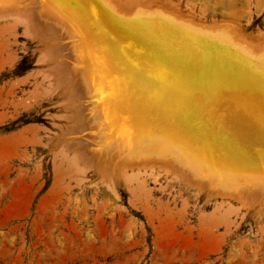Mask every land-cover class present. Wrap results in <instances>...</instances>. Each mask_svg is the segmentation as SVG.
<instances>
[{
	"label": "rangeland",
	"instance_id": "obj_1",
	"mask_svg": "<svg viewBox=\"0 0 264 264\" xmlns=\"http://www.w3.org/2000/svg\"><path fill=\"white\" fill-rule=\"evenodd\" d=\"M115 1L126 9L111 11L124 14L120 25L145 9L161 21L231 23L264 42V3L255 10L254 0ZM19 24L15 36L0 35V264H264V196L254 206L222 199L164 168L140 183L136 170L103 176L84 150L91 127L63 37L45 26L54 36L43 42L37 27ZM147 28L156 32L147 48L158 47L167 30Z\"/></svg>",
	"mask_w": 264,
	"mask_h": 264
},
{
	"label": "bare ground",
	"instance_id": "obj_2",
	"mask_svg": "<svg viewBox=\"0 0 264 264\" xmlns=\"http://www.w3.org/2000/svg\"><path fill=\"white\" fill-rule=\"evenodd\" d=\"M115 2L0 0V35L15 36L21 23L26 31L32 26L37 31H30L46 34L39 37L43 42L52 35L45 26L66 39L60 44L79 77L86 104L81 117L91 127L84 150L105 168L103 176L136 170L138 182L164 168L217 188L222 199L261 203L264 42L241 37L231 23L203 25L174 14L161 21L145 9L134 10L140 21L120 25L124 14L111 11L125 7ZM263 3L254 0L255 10ZM151 25L167 33L150 49L146 43L156 34Z\"/></svg>",
	"mask_w": 264,
	"mask_h": 264
}]
</instances>
